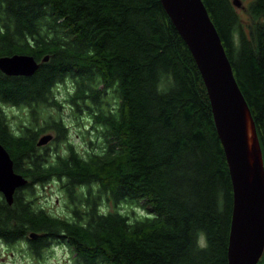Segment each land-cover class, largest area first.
Masks as SVG:
<instances>
[{
	"label": "trees",
	"instance_id": "16d2710c",
	"mask_svg": "<svg viewBox=\"0 0 264 264\" xmlns=\"http://www.w3.org/2000/svg\"><path fill=\"white\" fill-rule=\"evenodd\" d=\"M202 2L250 110L264 168V0H250L245 25L234 0ZM16 52L39 66L31 75L0 69V101L31 114L16 132L0 106V143L27 179L11 204L0 192V238L26 237L37 254L65 242L77 264H228L226 157L201 74L161 1L0 0V55ZM66 77L76 109H94L100 143L86 153L72 143L58 152L67 137L61 117L38 121L43 106L60 105L54 87ZM48 128L54 137L37 144ZM52 179L70 201L77 186L87 187L70 216L32 198L35 185ZM92 182L114 203L144 198L147 212L100 210Z\"/></svg>",
	"mask_w": 264,
	"mask_h": 264
},
{
	"label": "water",
	"instance_id": "95a60500",
	"mask_svg": "<svg viewBox=\"0 0 264 264\" xmlns=\"http://www.w3.org/2000/svg\"><path fill=\"white\" fill-rule=\"evenodd\" d=\"M160 1L189 47L201 74L226 157L233 191L228 264H256L264 251V168L254 127L261 159L259 157L260 164L258 160L256 162V172L248 179L243 104L247 108L248 105L202 0ZM47 58L45 55L43 60ZM38 66L39 62L26 53L0 55V69L6 74L31 75ZM51 136L50 133L42 134L37 144L45 143ZM26 182L27 179L14 170L9 151L0 143V192L7 203H12L15 190ZM30 235L34 236V233Z\"/></svg>",
	"mask_w": 264,
	"mask_h": 264
},
{
	"label": "rangeland",
	"instance_id": "374dc122",
	"mask_svg": "<svg viewBox=\"0 0 264 264\" xmlns=\"http://www.w3.org/2000/svg\"><path fill=\"white\" fill-rule=\"evenodd\" d=\"M234 2L244 25L251 23L253 17L248 10L250 0H234ZM72 88L73 83L68 77L64 81L59 82L54 87V91L59 99L60 105L51 104L43 106L42 111L38 114V118H40L38 121L40 124H43L44 120H42V117L46 115L61 117V121L64 122L67 129V137L57 143L58 152L66 151L67 144L72 143L77 151L86 153V151L96 149V146L100 143L99 135L96 131L97 123L94 122L92 117L94 109L87 110L86 107L82 108L80 103V110L76 109V105L68 99ZM110 101L112 100H104L103 103L108 104ZM86 102L89 103V101H85L84 103ZM0 106L7 114L12 129L16 130V132L20 130L22 123L28 122L27 118H31L29 108L25 106L10 105L1 101ZM45 133H50L52 136L43 144L48 143L54 137L55 130L53 128L45 129L37 137L39 138ZM53 146L56 145L51 144V147ZM84 188L85 190L87 189L86 185L77 186L74 192L77 193L78 198L74 197L70 201L66 195L65 186L60 181L52 179L49 182L35 185L32 198L36 205L43 207L51 214L70 216L72 214L70 210L75 205V200L81 206L78 199L83 200L84 193L80 190ZM90 191L91 194L94 193L96 195V198H99L98 207L100 210L117 209L120 212L127 213L132 218L133 216L143 215L147 212V205L144 198H139L135 201L119 200L114 203L111 199L103 198V194L98 190L97 183L95 182L91 183ZM35 235L30 236L34 238ZM73 255L71 248L62 241L50 242L37 254L30 250L26 237L23 240H17L13 243H9L0 238V264H77L73 261Z\"/></svg>",
	"mask_w": 264,
	"mask_h": 264
},
{
	"label": "bare ground",
	"instance_id": "6f19581e",
	"mask_svg": "<svg viewBox=\"0 0 264 264\" xmlns=\"http://www.w3.org/2000/svg\"><path fill=\"white\" fill-rule=\"evenodd\" d=\"M243 115H244V142L246 149V157L248 161V179H251L253 173L256 172V162L257 160L259 161L258 155H260V151H258L256 147L257 141L255 140V136H254V126L252 123L249 110L245 105V103L243 104Z\"/></svg>",
	"mask_w": 264,
	"mask_h": 264
},
{
	"label": "flooded vegetation",
	"instance_id": "af4514ba",
	"mask_svg": "<svg viewBox=\"0 0 264 264\" xmlns=\"http://www.w3.org/2000/svg\"><path fill=\"white\" fill-rule=\"evenodd\" d=\"M39 62V61H38Z\"/></svg>",
	"mask_w": 264,
	"mask_h": 264
}]
</instances>
